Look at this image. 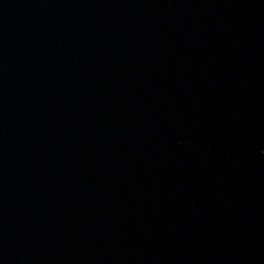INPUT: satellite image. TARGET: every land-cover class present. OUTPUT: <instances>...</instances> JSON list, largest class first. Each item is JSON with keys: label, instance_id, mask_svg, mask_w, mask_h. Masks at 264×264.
Here are the masks:
<instances>
[{"label": "water", "instance_id": "water-1", "mask_svg": "<svg viewBox=\"0 0 264 264\" xmlns=\"http://www.w3.org/2000/svg\"><path fill=\"white\" fill-rule=\"evenodd\" d=\"M0 264H264V0H0Z\"/></svg>", "mask_w": 264, "mask_h": 264}]
</instances>
